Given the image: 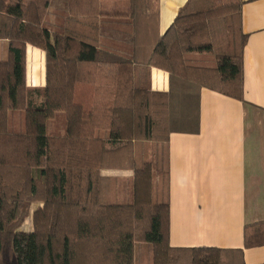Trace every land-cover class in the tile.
Here are the masks:
<instances>
[{"label":"trees","instance_id":"1","mask_svg":"<svg viewBox=\"0 0 264 264\" xmlns=\"http://www.w3.org/2000/svg\"><path fill=\"white\" fill-rule=\"evenodd\" d=\"M242 6L188 0L161 36L159 0H0V264H136L139 243L152 264H245L244 248L264 246V222L244 228L243 249L169 240V138L199 132L203 88L243 99ZM29 45L46 53L43 88L27 87ZM152 68L169 73L168 92L152 90ZM58 113L65 130L49 134Z\"/></svg>","mask_w":264,"mask_h":264},{"label":"crops","instance_id":"2","mask_svg":"<svg viewBox=\"0 0 264 264\" xmlns=\"http://www.w3.org/2000/svg\"><path fill=\"white\" fill-rule=\"evenodd\" d=\"M187 2L159 0L161 36ZM241 25L247 36L243 99L203 88L199 132L169 138V240L175 248L243 249L244 228L264 222V0H243ZM7 48V41H0L1 60ZM187 60L195 66L214 64L208 55H189ZM27 63V87H45L46 53L29 45ZM151 88L168 92L169 73L152 68ZM14 114H9V126ZM18 118L20 130L23 117ZM102 175L126 180L133 172L105 170ZM140 244L135 246L136 264ZM244 260L264 264V246L244 248Z\"/></svg>","mask_w":264,"mask_h":264},{"label":"rangeland","instance_id":"3","mask_svg":"<svg viewBox=\"0 0 264 264\" xmlns=\"http://www.w3.org/2000/svg\"><path fill=\"white\" fill-rule=\"evenodd\" d=\"M107 6H103L102 8L107 10H115V8H125L126 3L125 2H109V4H106ZM36 48V47H35ZM44 52V51H43ZM30 63H27V66H29ZM27 74V73H26ZM19 115H22V112L16 111V114H14L13 121L10 124L9 129L17 131V124L19 122ZM21 117V116H20ZM63 113H58L56 117L51 120L48 123V132L49 134H61L65 130V118ZM39 203L32 204L31 207V215L27 217L24 222L22 223V226L20 230L25 232H30L33 230V220L32 215L34 211L38 208ZM151 245L149 244H140V246H137L136 250V256L139 253V256H137V264H149L151 262Z\"/></svg>","mask_w":264,"mask_h":264}]
</instances>
